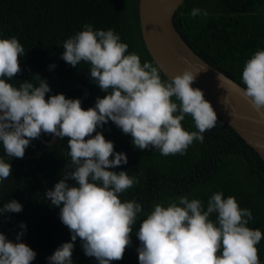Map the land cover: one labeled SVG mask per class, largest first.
<instances>
[{
    "label": "clouds",
    "instance_id": "obj_1",
    "mask_svg": "<svg viewBox=\"0 0 264 264\" xmlns=\"http://www.w3.org/2000/svg\"><path fill=\"white\" fill-rule=\"evenodd\" d=\"M207 15L200 8L190 12L193 18ZM62 47L60 58L72 67L88 63L91 80L106 95L85 110L79 99L63 94L45 99L51 89L39 76L38 86L24 81L14 87L7 81L21 72L25 50L15 37L0 39V144L8 157L23 159L30 142L41 134L67 138L73 168L45 191V198L59 208V219L71 238L47 257L48 264H72L77 238L85 256L98 264H110L123 259L131 245L133 225L142 207L135 201L121 202L119 194L138 181L126 171L107 170L127 164V155L122 148L125 154L116 152L97 128L111 121L130 136L135 149L183 155L193 141L203 143V133L215 127L218 117L202 90L191 86L199 72L185 68L162 81L157 67L141 64L135 53L126 54L128 45L111 29L94 31L85 24ZM217 79L222 77L217 75ZM241 80V97L264 120V50H257L245 62ZM227 102L224 97L223 103ZM186 115L197 131L182 128ZM11 174V164L0 159V181ZM68 180L75 185L70 186ZM178 201L179 206L175 202L167 207L156 204L140 223L135 233L139 264H260L256 245L264 234L247 226L252 212L241 209L235 197L213 193L206 210L198 199L181 196ZM22 210V204L9 200L0 207V216ZM213 213L215 221L209 219ZM19 227L16 242L0 232V264L35 260L36 252L20 242L26 226L21 222Z\"/></svg>",
    "mask_w": 264,
    "mask_h": 264
},
{
    "label": "trees",
    "instance_id": "obj_2",
    "mask_svg": "<svg viewBox=\"0 0 264 264\" xmlns=\"http://www.w3.org/2000/svg\"><path fill=\"white\" fill-rule=\"evenodd\" d=\"M139 0H0V39L15 37L25 50L20 58L21 72L9 80L14 87L24 81L39 85L36 76L45 80L51 91L68 99H81L83 86L88 91L81 107H94L97 97L106 93L90 78V65L81 62L72 67L60 57L63 42L83 30H113L120 42L128 45L127 53L139 56L141 64L151 59L142 40L138 20ZM193 8L208 15L191 17ZM184 43L203 61L244 88L241 80L245 62L257 50H264V0H184L172 19ZM50 65H55L50 69ZM159 70V69H158ZM162 81H168L159 70ZM186 131H197L191 116L181 122ZM116 152L127 155V164L109 171H126L138 183L119 194L121 202L135 201L142 207L133 225L131 245L123 259L110 264H139L135 235L143 219L156 204L167 207L178 198L198 199L206 210L213 193L235 197L241 209H249L253 219L248 227L264 234V163L258 155L220 118L215 127L203 133V143L193 141L185 154L163 156L158 149H135L129 135L111 121L97 128ZM95 135V133H93ZM25 150L23 159L5 155L0 144V159L11 164L12 174L0 181V207L9 200L23 205L20 213L0 216V232L16 242L22 222L26 229L21 241L36 252L31 264H48L47 257L62 243L70 241V232L59 219V208L45 198L65 170L73 168L65 137L49 145L51 135L41 134ZM87 139V137H86ZM122 148V149H120ZM124 153V154H125ZM70 186L75 181L68 180ZM215 221L216 214L209 217ZM260 264H264V238L256 245ZM72 264H98L87 257L79 238L74 242Z\"/></svg>",
    "mask_w": 264,
    "mask_h": 264
},
{
    "label": "water",
    "instance_id": "obj_3",
    "mask_svg": "<svg viewBox=\"0 0 264 264\" xmlns=\"http://www.w3.org/2000/svg\"><path fill=\"white\" fill-rule=\"evenodd\" d=\"M184 0H139L138 18L142 40L151 59L166 78L180 74L185 68L199 72L191 85L199 88L210 102L218 118L223 120L264 163V120L241 97L237 83L198 57L176 32L172 19ZM217 75L222 77L218 81ZM220 85V86H219ZM82 101L88 91L83 86ZM66 89L62 93L67 92ZM227 97V103H223ZM56 138L45 144H53ZM124 152V151H123Z\"/></svg>",
    "mask_w": 264,
    "mask_h": 264
},
{
    "label": "rangeland",
    "instance_id": "obj_4",
    "mask_svg": "<svg viewBox=\"0 0 264 264\" xmlns=\"http://www.w3.org/2000/svg\"><path fill=\"white\" fill-rule=\"evenodd\" d=\"M51 138H52V136H51ZM38 139H40V138H38ZM50 141H51V139H50ZM47 143H49V142H47ZM54 143H56V140H55V142H54ZM54 143H53V144H54ZM50 145H52V144H50Z\"/></svg>",
    "mask_w": 264,
    "mask_h": 264
}]
</instances>
